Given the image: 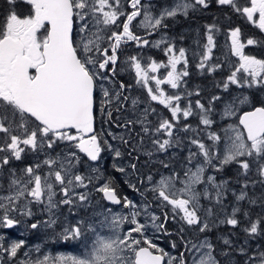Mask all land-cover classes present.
Instances as JSON below:
<instances>
[{
	"label": "snow or ice",
	"instance_id": "obj_1",
	"mask_svg": "<svg viewBox=\"0 0 264 264\" xmlns=\"http://www.w3.org/2000/svg\"><path fill=\"white\" fill-rule=\"evenodd\" d=\"M5 3L0 264H264V0ZM214 7L259 35L204 25L193 57L209 90L166 30ZM48 241L83 251L52 256Z\"/></svg>",
	"mask_w": 264,
	"mask_h": 264
},
{
	"label": "rangeland",
	"instance_id": "obj_2",
	"mask_svg": "<svg viewBox=\"0 0 264 264\" xmlns=\"http://www.w3.org/2000/svg\"><path fill=\"white\" fill-rule=\"evenodd\" d=\"M145 2L146 3L147 2H151L152 4L156 5V10H158L159 7H161V6L165 5V4H171L173 2V0H145ZM203 14H206V13H203ZM178 18H180V17H178ZM177 19L175 21H172V22H175V27L179 26L178 22H177ZM184 20H187V19L184 18ZM169 22H171V21H169ZM181 23H182V21H181ZM171 26L174 27V25H171ZM203 28L204 27L196 26V24H195L193 26H189V28H186V29H181L180 28L181 30L179 29L178 32H176L175 30H172V29L171 30H169V29L166 30L169 37L177 38V45L178 46H183V47H185V48H187L189 50V59H190L192 65H193V67L191 69L192 73H193V75L191 76L192 80H194L195 78H197V79L198 78H201V79L202 78H207L206 76H201V75H199L196 72L194 65H195L196 59H198V57H195V58L193 57V53L200 50L198 48V46H197V41H200L201 44L203 43V34H204ZM139 31L141 32V34H143V30H139ZM188 34H190V37L187 38ZM181 35L184 37V39H183L184 42L185 41H189V42L191 41L190 42L191 47H187V45H186L187 43H185L183 45L178 43V42H181V43L183 42V41L179 40V36H181ZM150 39H152V40L160 39V34H156V35L150 37ZM216 40H217V48L214 50V57H219L220 59H224V56L227 53V49L225 47L226 41H227L226 33L222 31L221 33L217 34ZM145 51L149 55L154 56L157 59H161V60L164 59L163 53L160 52L158 49H151V50H145ZM135 52H136V49H135V46L133 45V46H129L127 48L125 54L126 55L127 54H135ZM232 59H235V58H232ZM217 76H220V75L217 74ZM124 79L127 80L129 83H133V85H134V81L132 80L131 75L125 74L124 75ZM217 79H219V78H217ZM190 84H191V82H190ZM191 86L192 87H196L197 84L196 85L191 84ZM134 91L138 92L139 90L135 89V86H134ZM192 123H193V126L195 127L196 121L193 120ZM41 243H42V241L40 243H37V244H41ZM261 243H264V241H261ZM37 244L35 243L34 245H37ZM48 244L51 245V244H54V243H52L51 241H48L46 246ZM32 245L33 244H31L29 246H32ZM160 245H161V247H164L166 250L171 251L173 254H176V252L179 250V249H177V250L170 249L169 243H168L167 240H163L162 239L160 241ZM47 247H49V248H47ZM47 247H44L43 250H45V253L52 255V252H53L52 246H47ZM82 251H83L82 247L77 246V244L75 242L56 243V251H55L56 254H54V256H58V255L78 256V255L81 254Z\"/></svg>",
	"mask_w": 264,
	"mask_h": 264
},
{
	"label": "trees",
	"instance_id": "obj_3",
	"mask_svg": "<svg viewBox=\"0 0 264 264\" xmlns=\"http://www.w3.org/2000/svg\"><path fill=\"white\" fill-rule=\"evenodd\" d=\"M6 9H7V5L5 3V0H0V18H2L6 14ZM17 11L21 15L27 14L28 6L22 2H18ZM205 13L206 14L204 16H202L200 14L202 17L196 18L194 16H191L187 20H184L183 17H180L177 19L179 26H176V27H175V22L171 21V22H169V24H170L169 30L172 29V30H175L176 32H178L180 28L186 29V28H189V26H193L195 24H196V26L204 27V25H206V24L216 22L222 28H227L230 24L231 26H240L246 35H259L258 31L255 28H253L247 22H245L244 20H242L236 16H233L230 22L225 20V18L223 17V14L219 10H217L215 7L210 9L208 12H205ZM181 21H182V23H181ZM171 25H174V27ZM203 30H204V28H203ZM247 51H252V50L249 49ZM216 78H220V76H217ZM190 82H191V84H194V85L197 84L198 86H200L202 88H207L209 90L212 89V78L211 77L202 78V79L201 78H198V79L195 78L194 80H192V78H190ZM231 171L232 170H226L225 174H231ZM116 175L118 176V174H116Z\"/></svg>",
	"mask_w": 264,
	"mask_h": 264
},
{
	"label": "flooded vegetation",
	"instance_id": "obj_4",
	"mask_svg": "<svg viewBox=\"0 0 264 264\" xmlns=\"http://www.w3.org/2000/svg\"><path fill=\"white\" fill-rule=\"evenodd\" d=\"M202 16H204L205 14H202V13H197V14H195L194 15V17H196V18H198V17H202ZM191 17V16H190ZM189 17V18H190ZM184 19V18H183ZM232 24V23H231ZM181 30V29H180ZM188 37H190V34H188L187 35V38ZM184 42V41H183ZM181 43V42H178L179 44H181V45H183V44H185V43H187L186 45H187V47H191V44H190V42L189 41H185L184 43ZM181 156L182 155H184V153H181L180 154ZM21 231H22V229H21ZM221 231H227V229H221ZM12 235H13V237H19V235H20V233H19V231H15V230H13V232H12ZM27 240H28V243H29V245H31V244H37V243H40L41 241H42V239H41V237H40V235L39 234H36V235H31V234H29V235H27ZM47 246H52V248H53V252H52V256H54V254H56V243H54V244H48ZM46 246V247H47ZM47 248H49V247H47ZM44 252H45V250H43Z\"/></svg>",
	"mask_w": 264,
	"mask_h": 264
}]
</instances>
